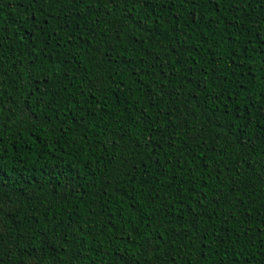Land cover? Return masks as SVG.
Wrapping results in <instances>:
<instances>
[{"label": "trees", "instance_id": "obj_1", "mask_svg": "<svg viewBox=\"0 0 264 264\" xmlns=\"http://www.w3.org/2000/svg\"><path fill=\"white\" fill-rule=\"evenodd\" d=\"M135 9L132 16L155 25L153 31L132 25L120 31L130 6L108 0H37L31 6L29 0H0L3 264H26L30 248L42 255L38 264H124L125 256L129 264H169L173 257L176 264H264V117L257 114L264 110V59L244 44L256 30L253 21L264 36V0H244L235 12L225 4L215 15L190 5L155 9L154 16H148L152 8ZM29 13L47 18L44 35L29 27ZM191 13L203 16L198 25L191 24ZM173 14L187 20V26L180 22L183 32L167 30L164 20ZM20 34L32 39L26 43ZM193 45L205 79L219 85L215 90L233 93L231 104L248 105L242 110L252 122L235 136L214 128L210 108L199 110L187 96L190 85L177 61ZM241 62L242 69L236 67ZM152 63H164L163 72ZM37 82L47 89L39 104ZM29 106L31 120L22 115ZM168 112L185 113L188 128L176 117L169 123ZM201 126L205 132L188 140ZM149 135L153 142L145 147ZM189 168L201 187L207 185L204 200L188 191V176L181 182ZM217 173L222 182L209 178ZM227 177L238 191H230ZM191 212L198 214L195 232ZM181 229L183 240L175 235ZM151 237L157 252L146 250Z\"/></svg>", "mask_w": 264, "mask_h": 264}, {"label": "snow or ice", "instance_id": "obj_2", "mask_svg": "<svg viewBox=\"0 0 264 264\" xmlns=\"http://www.w3.org/2000/svg\"><path fill=\"white\" fill-rule=\"evenodd\" d=\"M41 2H43V0H41ZM55 2L59 3L60 0H55ZM73 2L74 3L75 2L84 3V0H73ZM243 2L244 0H119V4H118L117 0H108V3L113 4L114 6H120V4H126L130 6V11L126 10L124 13V19H123V23L121 24L120 31L127 29L129 25L134 26L133 30H139V31H145V30L153 31L154 30L155 25L149 24L147 20L132 16V13L135 12L136 10L135 9L136 4H140L145 8H152V10L149 11L148 16H154L155 9L162 10L165 6H167L169 8V12H171L172 8L182 7L184 5H190V6H194L197 8L204 7L206 12H209L215 15L216 13H219L221 11V9L223 8L225 4H227L228 8H231L233 12H235L241 6H243ZM36 3H37V0H29V6H31L32 4H36ZM37 10L41 12L43 11L42 8H38ZM224 10L227 11V8H225ZM28 18L32 21V24L29 27L33 28L34 30L38 29L40 35H44L43 25L47 24V18H45L44 16H41L40 19H37L35 13H29ZM190 19H191V24L198 25L199 21L203 19V16L202 15L198 16L195 13H191ZM212 19H213V16H209L208 22H212ZM219 20H220V23L224 22L223 17H220ZM181 21H183L185 25L187 26V20H185L183 16H177L173 14V15H170L169 20H164V23L168 25V28H167L168 31L183 32V30L180 28ZM231 27H232L231 25H227L225 28H222L221 31H227L228 28H231ZM252 27L256 30L250 33L251 38L245 40L244 44L253 45L251 52H256L258 55H260L261 59H264V36L261 35V30L259 29V26L257 25L255 21H253ZM2 31H4V28H3V25H0V32ZM116 38L119 39L118 33H117ZM20 39L27 43V41L32 39V37H25L22 34H20ZM189 39H191L190 36H189ZM66 43H71V39L66 41ZM30 46L34 48L35 44H32ZM241 47H242L243 52L245 53L249 52V49L247 47L243 45ZM195 51H196V48L193 45V47L189 51V55L185 56L182 60L177 61L178 64L183 65L181 69V71L183 72V76L181 77V79L186 80L188 84L190 85V89L187 92V96L196 100V104L199 110L203 111L205 108H210L211 116H212L211 124L214 128L219 129L221 132H223L225 136H228L230 134L235 136L236 130L238 128L247 127V123L252 122L250 115L244 114L242 110L243 108H246L248 105L243 104V105L237 106L235 104H231L233 93H226V90L223 88H221L220 91L218 92L215 90L217 87H219V85L205 79L208 76V73L202 71L203 65H199L195 57L192 56V52H195ZM103 55L106 56L107 54L105 53ZM232 55L235 56L234 50L232 51ZM165 59H167V57H165ZM248 59H251V55L248 56ZM154 60L159 61L160 57L156 56ZM105 62H107V60H105ZM150 67L152 68L159 67L160 71L163 72L165 68V64L159 63V65H157L156 63H152L150 64ZM236 67H239L242 69L243 62H241V64L239 65H236ZM213 70H215V66ZM233 74H235V71H233ZM240 75H244V72L241 71ZM215 79H223V77L217 76ZM252 82L254 83V79ZM236 86L245 93L244 99L247 101H251L252 99L251 93H249L247 89H244L242 84L238 83ZM158 87L164 88L165 84L160 83ZM100 90L101 89L97 87V91H100ZM35 91L39 93L35 101L36 104H39L43 96L47 94V89H45V91L42 92L39 86V82H37ZM197 93H200L201 95L197 96L196 95ZM261 94L264 95V88L261 89ZM81 95H83V93H81ZM235 95H239V93H235ZM221 97H223L224 99L221 100ZM257 114L261 117H264V110H258ZM22 115L28 117L29 120L34 119L35 113L33 111V107L29 106V107L23 108ZM166 115L169 118L168 119L169 123H171V119L173 117H176L177 119L181 120V125L185 129L188 128L187 119H182L185 113H180L179 115H177L176 112H168L166 113ZM187 116L192 119H195V115L191 110L187 112ZM204 132H205V126H201L200 128L197 129L195 134L188 133L187 138L188 140H195L197 139V137H199ZM169 139L171 140V137H169ZM212 139L219 140L220 136L213 134ZM152 142H153V138L151 135H149L148 139L145 141V147H147L148 144H151ZM185 144H187V141H185ZM172 146L175 147L174 144ZM186 152L190 155H194L191 147H188L186 149ZM196 159H200V157H197ZM2 160H3V155H0V161ZM157 163H159V161H157ZM166 163H170V161H166ZM176 166H179V161H177ZM204 167L206 168L207 165L205 164ZM212 171H216V169L213 168ZM0 172H2V169H0ZM184 176L189 177L188 191L190 193H196V195L200 197V200H204L206 194L204 193L203 188L207 187V185L203 184V186L201 187V184H202L201 177L198 175H193L191 168H189L187 171H184V175L181 176V182H183ZM174 178L175 177L173 176L172 179ZM209 178L215 179L221 182L224 179L223 177L219 175V173H217L215 177H212L210 175ZM227 179L229 180L228 186L230 188V191L232 192L238 191V185H236L235 180L232 179V177H227ZM260 179L264 180V172L261 173ZM4 184H5V180L3 178H0V187H2ZM197 187H200L199 192H196ZM113 191L115 192L117 191V189L114 188ZM121 195H123V193H121ZM220 197H223L222 191L217 193V199L215 201L217 204L219 203ZM189 199H192L191 195L189 196ZM192 202L193 204H196L200 206L201 208H203V205L200 204L199 200H193ZM197 215L198 214L196 212H191L192 220L189 223V227L192 228L194 232L199 230L196 224ZM199 215H203V212L199 213ZM185 222H188V221H185ZM53 231L54 232L56 231L55 226H53ZM184 232L185 230L183 229L177 230L175 232V235L176 237H179L181 240H183ZM41 235L43 234L41 233ZM158 235L159 234L157 233V236ZM129 239H131V237ZM2 240H3V235L0 234V241ZM64 242L67 243L66 238ZM190 242L191 241L189 240V243ZM147 243H148V247L146 250L148 252H157L158 246L155 244V237L149 238ZM221 243H223V241H221ZM24 255L27 257L26 264H38V262L42 259V255L38 254L35 249H31V248L26 250L24 252ZM121 259L123 260L124 264H129V261L127 260L126 256L121 257ZM157 259H159V257H157ZM0 264H3L2 258H0ZM169 264H176L175 257L171 258V260L169 261ZM217 264H225V262L221 260V261H218Z\"/></svg>", "mask_w": 264, "mask_h": 264}]
</instances>
